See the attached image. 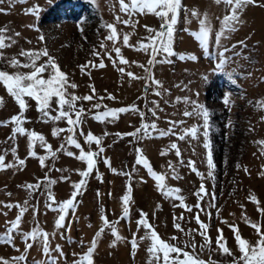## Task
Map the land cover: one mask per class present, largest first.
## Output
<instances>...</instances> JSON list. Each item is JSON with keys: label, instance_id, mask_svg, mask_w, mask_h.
Segmentation results:
<instances>
[{"label": "rangeland", "instance_id": "1", "mask_svg": "<svg viewBox=\"0 0 264 264\" xmlns=\"http://www.w3.org/2000/svg\"><path fill=\"white\" fill-rule=\"evenodd\" d=\"M130 3V0H125ZM182 5L189 9H196L197 15L191 11L185 13L181 9L180 16L173 34V53L166 60L163 55L158 54L157 63L152 66V74L155 79H159L162 84L163 95H158L153 91L154 81L147 89L145 97V68L151 58V49L144 52L138 47V43L143 40L148 43L147 37L154 35L155 31L149 32V28L159 30L161 26L160 17L155 13L137 12L131 17L134 23L125 25L123 20L129 19L127 12L120 7V0H24V2L9 3L4 0L0 7L9 9L8 12L0 13V29H6L0 33L10 37L6 39V47L0 49L4 53V59L0 60V69L15 71V66L7 63L12 58L22 61L21 71H29L30 67H25L28 57L22 55L24 50L39 49L47 47L49 55L56 57L63 71L69 74V79L75 81L77 88L68 87L69 92L75 91L77 95H93L100 99L93 101H82L86 112L83 114L85 122L77 128V138L87 150V141L79 135L80 127L84 133L91 130L96 135H102L105 131L109 135L103 137L104 152L98 158L99 171L103 173V179L96 176V170L88 180V184L78 193L77 207L72 214L66 217V222L71 225V229L55 227V219L58 218V211L46 208L45 196L40 191L29 195L28 190L20 187L25 182H35L37 177L49 174L58 178L61 175L69 176V180L61 181L53 185V191L57 200L67 199L71 196L73 182L81 177L76 168L85 167L86 164L78 160L79 149L75 146H68L76 156H70L61 150L55 161L49 157L46 165L41 167L38 157H28L26 165L21 169L0 170V201H20L25 199L30 204H37L38 208H29L22 218L21 227L27 231L36 225L33 217L38 218L40 227L46 231L57 234L50 237L51 247L57 243L63 247L65 256H60V264H71L74 259H78L74 253L86 251L90 246V241L96 231L102 225L101 207L109 220L117 223L118 230L126 240L119 241L117 245H111L114 234L109 228L99 239L94 252V264H149L148 247L150 240L139 241V247L135 255L131 251L132 234L137 237L143 236L145 229L141 226L137 229V220L140 210L148 212L149 221L156 227L157 231L165 239H170L173 235L179 237L181 243L190 241L187 250L191 251V243H196L195 251L205 260L218 261L219 264H228L234 257L230 254H222L219 246L213 242L211 251L207 247L201 249L204 242L200 235V229L195 214L198 197L196 190L201 183L200 177L189 166L190 161L196 162V168L205 174V184L209 191L213 186L212 177L208 176L207 149L203 128L201 127L198 138L191 137L181 139L178 133H182L183 128L191 127L193 124L203 125L202 116L185 115L186 111L191 112V105H187L183 100L177 101V97L189 96L197 100L200 104L210 109V137L213 142V155L216 162L215 169V190L216 199L214 206L209 208L206 197L200 201L201 219L211 222L208 234L215 241L219 235L218 229H223V235L227 245L239 255L238 246L235 241L234 230L223 222L221 216L227 218L230 223H235L241 230L245 238L255 241L258 239L254 228L245 221V213L253 221L260 222L264 226V216L258 211L259 207H264V145L259 143L264 140V0H257L255 4H248L242 11V23L236 31L227 38L221 37L219 49L216 46V33L221 27L222 17L226 12L223 3L217 4L215 0H181ZM35 4L41 6L39 17L35 13H26L25 8ZM207 13L211 18L212 32L209 37V51L217 53V59H210L204 53L205 50L196 39L194 33L199 30V19ZM185 17L188 19L185 20ZM119 18V19H118ZM112 23L117 28L118 38L115 46L121 48L122 54L128 61L127 65L119 62V57L115 55L113 42L107 39L110 29L106 24ZM35 25V26H34ZM147 26V27H146ZM130 32L129 44L122 42L124 33ZM43 33L45 40L40 41L39 35ZM243 41L244 45H240ZM103 44L108 49L105 52L100 45ZM233 45L235 47L233 48ZM228 49L226 55L230 62L226 65V70L233 69L238 73L247 75H237L236 85L222 72H214L212 69L218 62V52ZM99 51L100 56H95L94 52ZM111 53L109 55L108 53ZM239 53L233 55V53ZM179 53H185V58L181 59ZM194 54L197 59L193 60ZM101 57L104 58V66L99 67ZM47 59L41 56L39 62ZM118 61L117 64L112 62ZM92 62L96 67H92ZM85 64L82 72L80 65ZM119 67H125L123 78L119 72ZM132 71L135 77H128L127 72ZM90 73V75H89ZM207 75V81L203 78ZM139 77V78H137ZM95 86V93L92 87ZM112 93L116 100L108 97L107 93ZM224 93L230 94L231 104L223 102ZM0 119H7L19 111L18 103L14 97L6 90L0 82ZM147 100V104L145 101ZM158 101V107L153 104ZM80 103V102H78ZM99 103V109H93L92 104ZM130 103H136L140 110L146 111L150 119H155L157 126L161 130H167L171 121H183L181 125L173 126V132L163 137L149 134L148 137L135 142L134 137H119V132H131L133 127H140L142 118L138 111L129 110L128 113L119 114V118L114 122L97 121L89 112L104 111L107 107H122ZM31 107L26 112L29 117L25 121V127L34 128L42 132L54 149L60 148L61 136L52 135V128L59 126L67 128L66 121L46 120L42 118L39 109L36 108L34 98L30 100ZM54 105L52 114L56 113ZM156 107L153 114L149 110ZM231 120L232 124L227 122ZM12 125H0V154L4 149L16 147L17 154L24 158L28 152V140L26 135L17 134L16 139H11ZM171 142H176L180 149V156L176 155V150L171 149ZM144 151L149 161L157 171L167 172V182L170 186L178 187L181 191L177 195H185V203L192 206V210L180 205L177 198L164 196L157 188L155 179L151 177L147 169L136 161V147ZM97 146L95 142L92 148ZM165 147L169 152L162 154ZM35 150L43 154L46 149L36 145ZM111 159L113 167L122 169L121 172L113 173L104 162V157ZM183 157V163H180ZM13 159L12 153L8 152L6 161ZM169 161L175 162L179 179L171 174L167 169ZM52 163L56 167L48 171ZM241 167L237 168L236 165ZM245 167L247 171H245ZM130 172L133 179L132 206L130 217L122 215V200L124 192L127 190L128 177L124 173ZM144 179L140 180L139 177ZM11 193L8 195L7 193ZM255 194L260 204L249 200V196ZM160 205V207H157ZM217 207L220 215H217ZM18 207L7 208L0 205V232L5 231L7 221L15 218L18 214ZM4 213H7L5 215ZM180 213L184 214L183 231L174 227L178 222L174 217ZM211 213V215H209ZM191 217L189 220L188 218ZM189 229L192 231L189 232ZM63 232V235L60 233ZM71 236L72 240L67 239ZM85 243L81 246L80 241ZM15 242L22 250L24 245L19 236ZM19 252L6 243H0V255L12 257ZM56 254V253H54ZM42 245L37 243L28 254V264H32L33 259H45Z\"/></svg>", "mask_w": 264, "mask_h": 264}, {"label": "snow or ice", "instance_id": "2", "mask_svg": "<svg viewBox=\"0 0 264 264\" xmlns=\"http://www.w3.org/2000/svg\"><path fill=\"white\" fill-rule=\"evenodd\" d=\"M4 0H0V3H3ZM15 2H24V0H9V3ZM94 2V0H93ZM217 4L223 3L226 9L225 14L222 17L221 27L216 33V46L219 49L221 37L227 38L231 33L235 32L237 27L242 23L241 13L247 7L248 4H255L257 0H215ZM120 7L123 11L127 12L129 19L123 20L125 25H132L134 21L132 20L133 14L137 12H146V13H155L156 16L160 17L162 23L159 30H153L149 28V32L155 31L154 35H149L147 37L148 43H145L141 40L138 43V47L144 52H149L151 49V58L148 61V66L145 68V97H147V89L149 85L154 81L155 87L153 91L158 95H163L161 88L162 82L159 79H155L152 74V66L157 63V55L161 54L164 56L165 60L171 56L173 53V34L175 31V25L177 24L178 18L180 16L181 9L185 13L191 11L193 15H197L196 9H189L186 6L182 5L181 0H130V3H125V0H120ZM9 9L0 7V13L8 12ZM26 13H35L37 17L41 14V6L35 4L32 7L25 8ZM119 19V18H118ZM188 18L185 17V20ZM35 26V25H34ZM166 26V28H165ZM107 29H110L107 39L113 42V47L115 48V55L119 57V62H123L127 65L128 61L121 52L120 47L115 46V41L118 38L117 28L114 24L108 23L105 25ZM147 27V26H146ZM6 29H0V33H4ZM212 32V22L211 18L205 12L203 18L199 19V30L194 33L196 39L199 41L202 48L205 50V55L210 59H217V53L209 51V37ZM131 33L126 32L122 36V42L125 45L129 44V37ZM6 39H11L6 35L0 34V49L6 47ZM39 40L44 41L45 35L41 33L39 35ZM240 45H244L243 41L237 42ZM101 48L105 52H108V49L105 45L101 44ZM235 45H233V48ZM228 49H223L218 52V62L215 67L212 69L214 72L224 73L229 80H231L236 85L235 77L237 75L243 76L247 75L245 73H238L235 69L228 71L226 70V65L230 62V57L226 55ZM22 55L28 57V62L24 64L25 67H30L29 71L19 70L22 64V61L16 58H12L7 63L15 66L17 70L8 71L0 69V82L6 87V90L15 101L18 103L19 111L16 114L11 115L7 119H0V125H12L11 139L15 140L17 134L26 135L28 140V152L27 156L21 158L17 154V148L11 147L4 149L3 154H0V170L2 169H21L26 165V160L28 157H38L39 164L41 167L46 165V160L51 157L53 161L57 158L58 153L63 150L70 156H76V152H73L69 149L68 146H75L79 149L78 160L86 164L85 167L76 168L74 171L78 172L80 179L73 182V191L71 196L67 199L57 200V197L53 191V185L57 183V179L61 181L69 180V176L61 175L58 178L52 177L49 174H45L43 177H37L35 182H25L20 185V187L28 190L29 195L34 194L37 191H40L42 195L45 196V204L48 209H55L58 211V218L55 219V227L57 229L67 228L71 229V225L66 222V217L72 214L77 207L76 198L78 193L88 184V180L93 173V170H96V176L99 179H103V173L99 171L98 168V158L104 152V143L103 137L109 135L105 131L102 135H96L91 130L84 133V129L80 127L79 135L83 136V139L87 141V150L81 144L80 140L77 138V128L85 122L84 113L86 112L85 106L82 101H93L94 99H100L93 95L80 96L77 95L75 91L69 92L68 87L75 89L77 85L75 81L69 79V74L66 71H63L60 63L57 61L56 57L49 55V50L47 47H42L39 49H29L24 50ZM111 55V53H108ZM239 53H233L237 55ZM95 56H100L99 51L94 52ZM41 56H46L43 62H39ZM181 59L185 58V53H179ZM191 58L193 60L197 57L192 54ZM4 59V53L0 51V60ZM112 62L117 64L118 61L113 59ZM92 67H96L92 62H89ZM104 66V58L101 57L99 61V67ZM86 65L81 64L80 68L83 72ZM119 72L121 77L125 74V67H119ZM90 75V73H89ZM128 77H135L136 74L132 71L127 72ZM139 78V77H137ZM207 81V75L203 77ZM96 89L93 85L92 92L95 93ZM108 97L113 100H116L112 93H107ZM35 100L36 108L40 110L42 118L46 120H51L52 122L56 121H66L67 128H60L59 126L52 128V135L55 137H60L61 133H66L62 139H60V148L54 149L53 145L48 142L45 135L35 130L34 128L30 129L25 127V121L29 119L26 115V112L30 109L31 104L30 100ZM183 100L187 105H191L192 111H186L184 114L202 116L203 125L193 124L191 127L183 128L182 133H178L181 139L188 138V134L191 137L198 138L199 131L201 127L203 128V137L205 138V147L207 149V166H208V176L213 179V186L211 191L207 188L204 180L205 174L196 168V162L190 161L189 166L196 172L200 177L201 183L196 190V196L198 197V203L195 206L197 212L195 214V220L197 221L200 229V235L203 236L204 242L200 245L201 249L207 247L211 251L213 242H215L219 248L222 250V254H230L234 258L228 261V264H264V226L260 222L253 221L245 213L244 219L249 223L255 230L258 235V239L254 242L248 238H245L238 225L235 223H230L227 218L221 216V219L225 224H227L231 229L234 230L235 241L238 246L239 255L233 251L227 245L226 239L223 235V229H218L219 235L213 241L212 237L208 234V229L211 226V222H206L204 219H201L200 215V201H204L206 197H211L208 200L209 208L213 207V201L217 197L215 190V169L216 162L213 155V142L210 137V109L205 105L200 104L197 100L190 98L189 96L177 97V101ZM3 102V98L0 97V103ZM80 102V103H78ZM223 102L225 104H231L229 93H224ZM147 104V100L145 101ZM264 103V102H262ZM154 105L158 107L159 102L154 101ZM54 105L56 107L55 115L52 114ZM101 105L99 103L92 104L93 109H99ZM129 110H135L139 112V115L144 118L141 121L140 127H133L131 132H119L117 136L125 137L130 136L134 137L135 141H129L130 143L138 142L146 137L149 134L165 136L173 132V126L183 124V121H171L167 130H161L158 128L156 120L150 119L146 114V111L140 110L136 103H130L122 107H107L105 106L104 111H95L89 112L90 115L95 117L97 121L105 122H114L119 118V114L128 113ZM151 113L156 112V107H153L149 110ZM229 125L232 124V121L227 122ZM95 142L96 148H92V144ZM259 143L264 145V140H260ZM39 144L40 147L46 149L43 154H40L35 150L36 145ZM171 149L176 150V155L180 156V149L176 142H171ZM136 151V161L138 164L143 165L148 174L155 179L157 188L159 191L166 197L177 198L180 202V205L189 211L192 210V206L185 203V195H177L180 193L178 187L170 186L167 182V172L166 171H157L154 169L152 163L149 161L148 157L144 155V151L140 147L135 148ZM264 151V149H262ZM8 152L12 153L13 159L6 161V155ZM169 148L165 147L163 153H168ZM104 162L110 168L113 173L121 172L122 169L113 167L111 159L107 156L104 157ZM180 163H183V157H181ZM55 163H52L48 171L50 172L55 168ZM237 168H240L241 165L237 164ZM167 169L171 170V174L179 179V174L175 162L169 161L167 163ZM247 171V168L244 169ZM128 177L127 190L124 192L121 197L122 200V215L124 217H130L131 206H132V189H133V179L134 177L130 172L124 173ZM264 175V173H261ZM140 180H143L144 177H139ZM11 195V193H7ZM249 200L255 201L257 205L260 204L258 197L255 194H251ZM0 205L4 207H18V214L14 219L7 221L5 225V231L0 232V243H6L10 245L13 249H16L19 254L12 257H5L0 255V264H28V254L29 249H31L35 244L39 243L42 245L43 253L45 254V259H33L32 264H60L59 257L65 256L66 253L63 251L61 244L57 243L54 248L51 247L50 237H54L57 233L55 231L49 232L44 228L40 227L38 223V218L33 217V220L36 221V225L30 230L25 231L22 227V218L24 217L26 211L31 207L37 209V204H30L27 199L23 202L20 201H0ZM160 207V205H157ZM217 215H220L219 208L216 209ZM258 211L262 216H264V207H259ZM101 220L102 225L90 241V246L87 247L86 251L80 253H74L79 258L74 259L71 264H94V252L97 248L100 237L105 232L106 228H109L111 233L114 234V238L111 240V245H117L119 241L126 240L127 238L121 235V232L118 230L117 223L115 221L109 220V217L104 214V209L101 207ZM7 215V213H4ZM211 215V213H209ZM178 222L174 224V227L183 231V220L185 219L184 214L180 213L178 217H174ZM189 220L191 217L188 218ZM141 226L144 227L145 233L143 236L137 237L136 233L132 234L131 238V251L135 255L137 248L139 247V241H143L146 238L150 240V245L147 249L148 261L149 264H219L218 261L214 260H205L200 257L199 253L195 251L197 248L196 243H191V251L187 250L189 247L190 241L185 240L181 243L178 236L173 235L170 239H165L157 231L156 227L149 221L148 212L143 209L140 210L139 219L137 220V229ZM192 230L189 229V232ZM63 235V232L60 233ZM19 236L20 240L23 242V249H20V245L15 242L16 236ZM69 241L72 240L71 236H68ZM84 241L81 240V246L84 245ZM56 253V254H54ZM65 264H67L65 260Z\"/></svg>", "mask_w": 264, "mask_h": 264}, {"label": "clouds", "instance_id": "3", "mask_svg": "<svg viewBox=\"0 0 264 264\" xmlns=\"http://www.w3.org/2000/svg\"><path fill=\"white\" fill-rule=\"evenodd\" d=\"M53 2H54V0H53Z\"/></svg>", "mask_w": 264, "mask_h": 264}, {"label": "water", "instance_id": "4", "mask_svg": "<svg viewBox=\"0 0 264 264\" xmlns=\"http://www.w3.org/2000/svg\"><path fill=\"white\" fill-rule=\"evenodd\" d=\"M165 28H166V26H165Z\"/></svg>", "mask_w": 264, "mask_h": 264}]
</instances>
